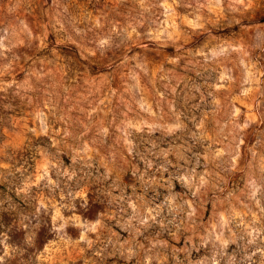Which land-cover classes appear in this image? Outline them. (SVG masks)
Instances as JSON below:
<instances>
[{
  "label": "rangeland",
  "instance_id": "obj_1",
  "mask_svg": "<svg viewBox=\"0 0 264 264\" xmlns=\"http://www.w3.org/2000/svg\"><path fill=\"white\" fill-rule=\"evenodd\" d=\"M0 264H264V0H0Z\"/></svg>",
  "mask_w": 264,
  "mask_h": 264
}]
</instances>
